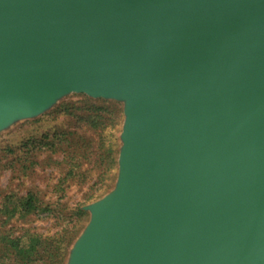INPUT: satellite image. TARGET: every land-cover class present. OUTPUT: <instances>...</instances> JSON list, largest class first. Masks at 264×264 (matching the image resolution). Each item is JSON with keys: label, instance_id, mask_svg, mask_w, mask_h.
<instances>
[{"label": "water", "instance_id": "95a60500", "mask_svg": "<svg viewBox=\"0 0 264 264\" xmlns=\"http://www.w3.org/2000/svg\"><path fill=\"white\" fill-rule=\"evenodd\" d=\"M71 94L125 122L68 264H264V0H0V132Z\"/></svg>", "mask_w": 264, "mask_h": 264}, {"label": "rangeland", "instance_id": "374dc122", "mask_svg": "<svg viewBox=\"0 0 264 264\" xmlns=\"http://www.w3.org/2000/svg\"><path fill=\"white\" fill-rule=\"evenodd\" d=\"M99 100L98 106L106 108L109 113L90 111L84 98ZM55 110V114L52 113ZM76 116H85L91 120L103 118V129H92L85 123L79 122ZM39 124H32L40 120ZM117 127L113 121H117ZM125 122L124 104L114 100L94 99L83 94H71L59 100L51 109L41 116L22 120L13 124L10 128L0 132V149L7 150L0 156V208L5 197L12 193L23 197L29 192H37L45 203H55L63 196L62 202L66 206L63 212L64 219H47L46 215L31 216L25 221L18 219V216H3L1 221L10 220L3 230H13L15 236L22 235L24 229H32L45 237H52L62 232L65 226L73 229L77 225L75 239L68 249V256L65 264H68L70 253L85 231L90 222V213L86 207L97 203L110 193L117 185L118 168L110 169L112 158L116 156L119 144V154L122 147L121 135ZM82 127V128H81ZM73 133L72 138H65L64 144H59L65 152L46 150L31 153L26 160L23 144L29 140L40 141L43 134L49 133ZM75 140V146L68 149L67 145ZM12 149L14 154L7 152ZM33 154V157L31 158ZM119 158V156H118ZM26 160V162H25ZM15 161V168L10 164ZM28 162H34L30 169ZM24 164V165H23ZM70 169L74 170L75 177L64 181V173ZM63 189L64 193H56ZM81 207L87 217L78 221L72 217L76 208ZM1 228V226H0ZM2 230V231H3ZM74 232H72L71 237ZM69 237V233H68ZM33 264H45L36 262Z\"/></svg>", "mask_w": 264, "mask_h": 264}, {"label": "trees", "instance_id": "16d2710c", "mask_svg": "<svg viewBox=\"0 0 264 264\" xmlns=\"http://www.w3.org/2000/svg\"><path fill=\"white\" fill-rule=\"evenodd\" d=\"M87 104H90L88 109L90 111H95L100 113H109V110L106 108H102L96 104L99 100H91L89 98H84ZM58 111V110H57ZM56 111V112H57ZM55 110L50 113L54 115ZM80 123L86 124L90 126L92 129H103L105 120L103 118L93 119L86 118L85 116H76ZM43 119L33 121L32 124H39ZM117 121H113L115 127H117ZM82 128V127H81ZM74 136L73 133H65L64 131L61 133H54L52 136L49 133L43 134V137L40 141L38 140H29L23 144L22 148L26 150V160H30L28 156L35 152V154L39 151H57L65 150L59 145L64 144L65 138H72ZM75 140H71L70 144L67 145L68 149H72L75 144ZM116 156L112 158L111 166L113 168H118V156H119V144L117 146ZM7 151V150H6ZM5 150L1 151V153H5ZM8 154L13 155L14 150L10 149ZM33 157V154L31 158ZM25 160V162H26ZM28 166L26 169H29L34 166V162H28ZM24 165V164H23ZM11 168H15V161L10 164ZM64 181H69L71 178H74L76 175L73 169H70L68 173H64ZM56 193H64L63 189H56ZM43 198L37 192H29L25 196L20 197L14 193L12 195L5 197L3 204L0 208V264H33L36 262H44L45 264H65V261L68 256V249L72 242L74 241L76 234L77 225L72 229H68L65 226V229H62L60 234H57L52 237H45L41 234L36 233L32 229H24L22 235L15 236L13 230H3L7 227L10 220L1 221L3 216L12 217L18 216V219L21 221H27L31 216L46 215L47 219H55L61 221L64 219L63 212L66 211V206L62 202L63 196L59 198V201L55 203H45ZM72 217H76L78 221L87 217V214L82 210L81 207L76 208L73 212ZM3 230V231H2ZM73 233L72 237L71 234ZM69 233V237H68Z\"/></svg>", "mask_w": 264, "mask_h": 264}]
</instances>
